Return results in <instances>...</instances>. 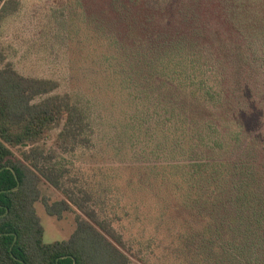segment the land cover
<instances>
[{"label": "trees", "instance_id": "1", "mask_svg": "<svg viewBox=\"0 0 264 264\" xmlns=\"http://www.w3.org/2000/svg\"><path fill=\"white\" fill-rule=\"evenodd\" d=\"M14 3L0 0V21ZM262 4L71 10L60 24L71 56L113 97L99 115L56 81L0 67V264H264V144L243 104ZM42 182L62 200L42 199ZM37 202L58 220L79 213L69 240L43 243Z\"/></svg>", "mask_w": 264, "mask_h": 264}, {"label": "rangeland", "instance_id": "2", "mask_svg": "<svg viewBox=\"0 0 264 264\" xmlns=\"http://www.w3.org/2000/svg\"><path fill=\"white\" fill-rule=\"evenodd\" d=\"M77 1L14 0L15 3L9 8L14 6L15 11H8L0 21V59L2 60L0 67L10 64L23 77L56 81L59 89L55 93L70 94L74 101L93 106L94 114L99 115L100 112L95 107H104L103 104L109 103L113 97L105 91H100V82L94 81L96 77L92 78L91 75L93 70L84 65L80 52L75 50L76 57L71 56L70 41H66L67 35L60 24L62 21L68 23L71 10L73 12L75 10L78 14L90 12L92 15H99L109 0H79L78 3ZM147 1L151 7L163 8L166 4V0ZM78 4L82 8H79ZM255 22L264 26V4L255 12ZM74 23L79 24L80 21L75 20ZM83 33L85 32H81L80 37ZM241 43L246 45L247 42ZM255 43L259 60L256 66L250 65L245 71L247 81L244 90L249 89L251 97L248 99L246 96L243 104L247 113H253L254 110L250 107L256 109L260 125L255 127L254 136L257 141L264 144V37L257 39ZM246 54L251 56L249 51ZM226 76L229 82L230 70L226 72ZM60 129L53 130L51 137L56 138ZM97 129L99 130L98 127ZM97 149L94 151V156L100 158V151ZM260 159L264 161V151L260 153ZM39 190L42 199L48 200L50 204L62 200L61 194L44 182L39 185ZM34 209L43 228L44 244L70 239L76 229V218L79 214L77 211L73 210L58 220L47 214L41 202L35 203ZM146 260L148 264H172L158 255L146 257ZM130 264L144 263L132 258Z\"/></svg>", "mask_w": 264, "mask_h": 264}, {"label": "water", "instance_id": "3", "mask_svg": "<svg viewBox=\"0 0 264 264\" xmlns=\"http://www.w3.org/2000/svg\"><path fill=\"white\" fill-rule=\"evenodd\" d=\"M75 264V263H74Z\"/></svg>", "mask_w": 264, "mask_h": 264}]
</instances>
